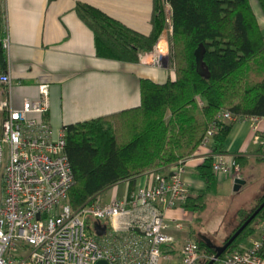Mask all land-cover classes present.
Listing matches in <instances>:
<instances>
[{
  "label": "trees",
  "instance_id": "obj_1",
  "mask_svg": "<svg viewBox=\"0 0 264 264\" xmlns=\"http://www.w3.org/2000/svg\"><path fill=\"white\" fill-rule=\"evenodd\" d=\"M171 8L173 35L170 50L175 78L160 84L141 79V102L137 107L112 112L67 125L66 154L75 175L68 192L73 209L98 198L113 186L130 181L135 191L137 177L167 173L192 158L208 131L215 127L211 153L198 166L207 189L215 181L214 162L225 146L234 120L219 118L226 110L238 118H264V31L251 0H166ZM264 11V0H259ZM82 17L93 27L101 48L113 57L136 63L154 50L164 32L165 0H154L152 31L143 35L106 13L83 3ZM0 0V37L6 34ZM201 49L202 64L199 65ZM0 66L7 61L0 50ZM0 109V127L7 118ZM244 162V158H238ZM130 195V194H129ZM207 193L190 196L186 204L200 214ZM264 194L252 208L239 210V224L223 244L262 206ZM93 228L95 220L88 219ZM264 228V207L242 230L219 259ZM199 252L217 256L215 243L197 236ZM167 249V247L165 248ZM201 264H220L208 259Z\"/></svg>",
  "mask_w": 264,
  "mask_h": 264
},
{
  "label": "built area",
  "instance_id": "obj_2",
  "mask_svg": "<svg viewBox=\"0 0 264 264\" xmlns=\"http://www.w3.org/2000/svg\"><path fill=\"white\" fill-rule=\"evenodd\" d=\"M165 11L170 5L165 0ZM169 29L158 40L153 52L142 61L162 67L171 55ZM0 49L10 51L9 34L0 37ZM0 84L9 87V96L0 104L8 112L0 127V264H163L172 260L166 251L176 237L173 230L184 228L173 213H186L190 189L185 182L188 162L157 173L155 184L136 189L130 197L103 202L91 199L73 209L68 192L75 175L68 155L67 128L55 137L52 124L29 118L30 113L47 114L50 107L49 84L39 85L38 100L24 99L21 109L12 101L10 74H0ZM219 118L236 120L229 110ZM259 118H255L256 123ZM215 127L206 134L201 147L212 142ZM227 156H215L214 170L230 173ZM194 220L198 216L194 215ZM88 219L95 220L93 228ZM107 225L99 236L95 225ZM177 228V229H175ZM212 259L220 264H264V228L259 235L245 239L223 259L199 252L192 231L173 264H201Z\"/></svg>",
  "mask_w": 264,
  "mask_h": 264
},
{
  "label": "crops",
  "instance_id": "obj_3",
  "mask_svg": "<svg viewBox=\"0 0 264 264\" xmlns=\"http://www.w3.org/2000/svg\"><path fill=\"white\" fill-rule=\"evenodd\" d=\"M79 3L92 6L143 35H149L152 31L154 0H1L2 28L10 36L11 49L3 50L7 67L2 70L0 66V74L11 75V96L16 109L23 107L27 97L32 100L40 98V84L50 85L49 111L44 115L30 113L29 118L49 121L55 137L67 125L140 105V83L143 78H150L160 84L175 78L173 69L150 66L142 61L144 54L153 51L142 54L139 62L128 63L101 48L93 27L80 14ZM251 3L264 31V11L260 2L251 0ZM168 16L173 27L171 8ZM9 93V87L0 84V104L8 99ZM254 119L237 118L232 122L224 153L232 171H215V181L216 178L227 180L235 172H239L241 178L243 169L253 161L264 163V118L257 119L256 123ZM210 153V146L200 147L188 162L184 178L190 196H199L210 190L198 170ZM240 157L244 158L245 165L238 159ZM155 175L152 172L137 177L133 181L135 190L154 185ZM242 179L247 181L248 177L243 175ZM129 184L130 181H125L110 188L112 192L108 200L103 201V193L109 189L98 198L110 202L130 197ZM259 198L252 203L255 204ZM194 215L200 218L190 208L186 213H173V217L180 219L184 228L172 231L176 241L166 251L173 257L163 264L180 260L185 239L192 229L195 230L191 222ZM199 237L213 242L203 233Z\"/></svg>",
  "mask_w": 264,
  "mask_h": 264
},
{
  "label": "rangeland",
  "instance_id": "obj_4",
  "mask_svg": "<svg viewBox=\"0 0 264 264\" xmlns=\"http://www.w3.org/2000/svg\"><path fill=\"white\" fill-rule=\"evenodd\" d=\"M165 12L166 28L169 29L168 14L167 11ZM172 35H170V43ZM162 68L174 70L172 53L169 59L164 60ZM238 173L235 172L232 177L224 181L216 178V181L212 184V188L207 193L205 210L200 213L201 215L198 214L200 218H196L195 220L193 218L191 221L195 229L191 231L198 249L197 236L199 237L201 233L207 235L217 246H223L232 230L239 224V210L244 207H249L246 209L252 208L255 205L252 202L264 194V163H257L255 160L243 169L242 177L244 175L248 177V180L242 185L241 189L236 191L235 179L240 178ZM111 192L112 190L109 189L103 193V201L111 197ZM261 231L254 235H259Z\"/></svg>",
  "mask_w": 264,
  "mask_h": 264
},
{
  "label": "water",
  "instance_id": "obj_5",
  "mask_svg": "<svg viewBox=\"0 0 264 264\" xmlns=\"http://www.w3.org/2000/svg\"><path fill=\"white\" fill-rule=\"evenodd\" d=\"M198 63L199 65L202 64V56H201V49L199 50V58H198ZM246 181L241 178H237L235 180V190H239L243 184H245ZM264 207V203L262 206L243 224V226L230 238V240L224 244L223 246H215L216 249L218 250V255L219 257L226 249L229 247V245L239 236V234L242 232V230L252 221V219L258 214V212L261 210V208ZM95 230L97 235L101 236L106 233L107 230V225H102L101 223H97L95 225ZM210 242V241H208ZM97 264H109L108 261L106 260H101Z\"/></svg>",
  "mask_w": 264,
  "mask_h": 264
}]
</instances>
